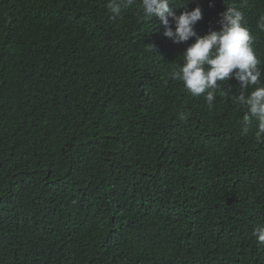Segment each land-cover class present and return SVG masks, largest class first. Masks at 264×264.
Wrapping results in <instances>:
<instances>
[{
  "label": "trees",
  "instance_id": "obj_1",
  "mask_svg": "<svg viewBox=\"0 0 264 264\" xmlns=\"http://www.w3.org/2000/svg\"><path fill=\"white\" fill-rule=\"evenodd\" d=\"M110 2L0 0V264H264L252 88L220 82L210 107L170 76L193 39ZM232 5L264 74V0L187 10L202 36Z\"/></svg>",
  "mask_w": 264,
  "mask_h": 264
},
{
  "label": "clouds",
  "instance_id": "obj_2",
  "mask_svg": "<svg viewBox=\"0 0 264 264\" xmlns=\"http://www.w3.org/2000/svg\"><path fill=\"white\" fill-rule=\"evenodd\" d=\"M135 0H127L132 5ZM189 0L188 3H190ZM187 3V4H188ZM170 4L172 0H140L139 8L145 17L158 19L164 26L163 35L173 43H183L193 39L182 54V63H177L170 73L172 79L181 81L184 88L194 97L204 95L211 107L220 82L232 79L240 84V88L252 90L237 97L240 105L246 108L243 116L245 125L255 118L257 121L256 139L264 142V80H262L261 61L255 54L250 30L242 23L243 13L234 5L220 13L219 29L198 35L195 25L202 19L199 6L187 10V4H174L182 9L176 15ZM211 6V4H210ZM121 3L111 0L108 4L113 16L121 13ZM171 25L170 26V19ZM257 27L264 31V15L258 17ZM185 120V113L178 114ZM243 132L247 133L245 126ZM258 242L264 243V226H258L253 233Z\"/></svg>",
  "mask_w": 264,
  "mask_h": 264
}]
</instances>
